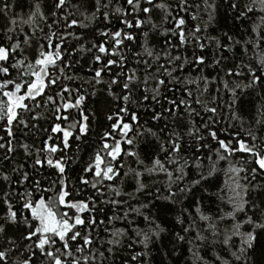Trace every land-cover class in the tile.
I'll use <instances>...</instances> for the list:
<instances>
[{"label":"snow or ice","instance_id":"snow-or-ice-1","mask_svg":"<svg viewBox=\"0 0 264 264\" xmlns=\"http://www.w3.org/2000/svg\"><path fill=\"white\" fill-rule=\"evenodd\" d=\"M222 8L243 26L239 39L223 33L227 47L207 34ZM69 38L91 54L84 77ZM213 43L209 63L196 49ZM237 47L249 61L225 67ZM214 84L230 93L223 138ZM155 201L179 206V231ZM132 214L144 227L128 247L144 250L126 264H149L165 233L191 264H264V0H0V264H107L128 236L115 223Z\"/></svg>","mask_w":264,"mask_h":264},{"label":"trees","instance_id":"trees-1","mask_svg":"<svg viewBox=\"0 0 264 264\" xmlns=\"http://www.w3.org/2000/svg\"><path fill=\"white\" fill-rule=\"evenodd\" d=\"M173 6H175L173 4ZM19 11V9H18ZM186 21H187V28L191 29L195 26V24L197 23V21H192L190 16H186ZM78 19H83L82 17H79L78 15ZM114 26H119L114 25ZM94 25H89L88 29H80L77 28L76 32L78 35H84L85 33H87L89 36L91 34V30L94 28ZM100 27H103V25L101 24ZM242 30H243V26H241L239 24L238 21H234L232 18V15L229 14L225 17L224 15V9H221V16L219 18V22L218 23H214L213 25H211L208 29V33L212 36H216L218 38L221 39V43L227 47L228 46V41L223 37V33L224 32H229L231 35L234 36V38L239 39L242 35ZM139 35V32H138ZM156 41L158 42V44H162L163 43V37L162 36H156L155 37ZM96 40H100V37L97 35ZM93 41L91 39H86L84 40L83 46L85 48L89 47L90 44ZM68 45L69 47L66 49L69 54L70 57L73 58L76 63L74 64V68L77 70V73L79 76L84 77L86 75H88V68L91 66V54L88 53L87 51L81 52L79 51V49L81 48V43L74 41L73 39L69 38L68 40ZM186 55H188L189 60H191V54H192V47L189 46L187 52L185 53ZM196 54L197 55H204L206 57V60L211 63L212 59L214 57L218 58L220 55V50H218L215 47V44L213 43L212 45H210L209 47L205 48L203 50V52H201L198 48L196 49ZM225 59L223 61V65L225 67H232L234 64H239L241 62V59H243L245 62H248L250 59V55L249 56H241L240 54V49L237 47L236 49H234L232 52H224L223 53ZM130 66V65H129ZM196 69L193 66L192 71L187 73V75L191 76L193 75V73H195ZM203 74L205 75H209L210 74V79L214 78L216 76V72H213L211 68H207L203 70ZM220 76L221 78H225L224 77V73L220 72ZM232 80H235L237 78L233 77L231 78ZM241 82H246L241 80ZM189 87L195 89V85H189ZM202 87V85H201ZM216 87H220L221 91L219 93L221 99L219 100V104H220V111L222 113L223 116V120L220 124L216 125L217 128L221 129V132L219 133L221 138H223L224 133H223V128L227 126L228 124V111L227 108L225 107L224 101L227 99H230V93H226L223 90V87L221 84H214V85H210L209 89L210 92L212 94L213 97L216 96V92H215V88ZM97 89H99V91L97 92V95L95 97H91L88 101V106L91 109H95L99 106V104L103 103V96L101 95V93H103V89L101 88V86H97ZM90 91H92L90 89ZM106 95V93H105ZM177 96L180 95L179 92L176 93ZM140 115V121L141 123H144L146 120H148V116L145 115L143 113V110H141V112L139 113ZM101 119L103 117H100ZM147 148L146 145L142 146ZM87 150V149H86ZM31 163V161H29V164ZM131 190V189H129ZM152 191H155V188L152 189ZM91 194V190L90 189H85V196ZM152 199L151 197H140V202H146V200ZM134 206H138L136 204L135 201H132ZM157 207H153L151 208V212L154 216H159V222L162 223V226L169 228L170 231L171 230H175V231H179L180 230V225L175 223V217L179 214V206H169L172 208V211H164L162 209V206L164 204H166L165 201H155ZM147 211V210H145ZM113 212V209L111 208H106V215L107 216H111ZM98 219H105L104 215H101L98 217ZM130 220H134L135 223L132 224H128L125 221H118L115 223V228H121V229H126V231L128 232V236L125 237L124 239V246L121 247L119 249V251L115 254V256L113 257H109V260L107 262V264H112V261H115V264H126V260L127 257L129 256L130 253H134V252H139V251H143V246L141 244H136L135 247H128V244L131 242V240L137 239L135 237V233H134V229L137 228V226L139 227H144L142 221V218L135 216V214H132L129 217ZM110 230H114L113 225L109 224L108 225ZM110 238V235L108 232H104L103 231V226H101V229L99 231V234L97 235V243L100 246L103 247H107L106 245V241L107 239ZM170 237H168V234H162V239L161 241L155 243L154 245L150 246V257L149 259V264H191V260H190V256L187 252V245H183V246H179L177 248V252L182 253L181 255H176L175 253H172V248H173V244L168 242V239ZM174 241V238H172ZM162 244H166L167 247H162ZM168 252V253H172L170 255L165 256L164 253Z\"/></svg>","mask_w":264,"mask_h":264}]
</instances>
